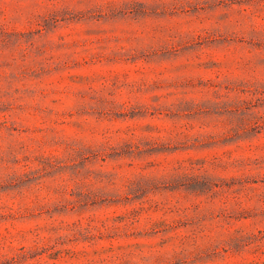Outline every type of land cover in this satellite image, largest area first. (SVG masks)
<instances>
[{"label":"rangeland","instance_id":"374dc122","mask_svg":"<svg viewBox=\"0 0 264 264\" xmlns=\"http://www.w3.org/2000/svg\"><path fill=\"white\" fill-rule=\"evenodd\" d=\"M0 264H264V0H0Z\"/></svg>","mask_w":264,"mask_h":264}]
</instances>
